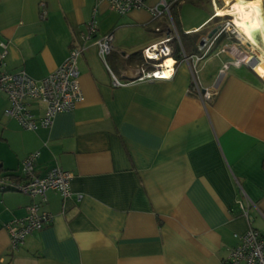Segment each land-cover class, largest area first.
I'll return each mask as SVG.
<instances>
[{
  "label": "crops",
  "instance_id": "obj_1",
  "mask_svg": "<svg viewBox=\"0 0 264 264\" xmlns=\"http://www.w3.org/2000/svg\"><path fill=\"white\" fill-rule=\"evenodd\" d=\"M230 1H184L176 17L179 31L191 35L197 48L224 18L214 16L217 8ZM252 1L264 25V0ZM159 3L146 0L149 7ZM93 19L97 35L84 42ZM169 30L166 16L153 20L147 10L120 16L107 1L0 0L5 72L41 80L74 46L85 47L79 61L85 100L57 115L50 128L24 130L5 117L10 103L0 94L3 169L21 174L22 162L37 152V175L56 164L74 174L72 198L48 192L43 210L53 223L17 250L4 226L26 217L39 200L0 193V264H221L250 228L264 238L261 69L235 66L251 52L224 43L203 60L213 56L214 64L201 61L195 69L182 59L171 80L136 81L139 64H130L131 56ZM108 33L115 35V51L106 59L110 70L95 44ZM215 87L217 96L204 104L198 88ZM31 107L43 114L42 104ZM239 201L253 204L249 219Z\"/></svg>",
  "mask_w": 264,
  "mask_h": 264
},
{
  "label": "built area",
  "instance_id": "obj_2",
  "mask_svg": "<svg viewBox=\"0 0 264 264\" xmlns=\"http://www.w3.org/2000/svg\"><path fill=\"white\" fill-rule=\"evenodd\" d=\"M98 1H107L110 9L120 16L129 15L137 10H147L153 20H158L162 16L169 18L170 30L168 34L160 41L150 44L141 51L143 63L137 67L136 81L171 80L175 76L179 64V61L174 57L173 43L174 41L180 43V38L170 13V6L181 4L185 0H160L159 4L152 7L147 6L146 0ZM216 15L217 12L214 16ZM231 21L229 20L223 27L217 26L213 36L203 37L198 43L196 54L188 57L183 52V60L188 63L191 62L193 68L196 69L197 65L209 56L220 35L224 32H231ZM97 31L98 27L93 19L88 24L87 33L81 36L82 40L84 42L92 40L96 37ZM114 42L115 35L113 33L103 35L95 41L99 56L108 69L106 59L115 51ZM84 50L85 47L74 46L61 66L45 78L35 80L24 71L9 73L3 70L8 55V45L6 42H0V94L6 95L10 103L4 111L5 117L16 120L24 130L36 132L40 129L50 128L57 115L77 109L85 100L79 69V61ZM168 61H171V64H167ZM233 64L238 67L246 65L238 60ZM228 68L229 65H226L221 73L223 74ZM114 85L116 87L121 85L115 77ZM198 91L203 103L206 105L212 103L218 94L217 87L211 90L198 88ZM32 102L44 106L41 116H37L32 110ZM39 156L40 154L36 152L25 158L22 162V179L18 182L13 180L9 173L0 172V188L2 190L6 188L7 191L18 192L33 200H39V202L34 201L28 206L26 217L14 219L4 226L9 234L12 250L21 247L27 237L34 232L42 231L53 223V215L43 210L48 192L56 191L64 200H69L73 196L71 182L74 179V174L65 171L56 164L45 175H37L36 162ZM81 200L82 196L79 195L78 201ZM237 206L242 215L249 219L248 208L253 204L245 205L239 201ZM3 262L4 260L0 258V263ZM221 264H264V238L257 230L250 228L244 236L240 237V243L231 250L228 257Z\"/></svg>",
  "mask_w": 264,
  "mask_h": 264
},
{
  "label": "bare ground",
  "instance_id": "obj_3",
  "mask_svg": "<svg viewBox=\"0 0 264 264\" xmlns=\"http://www.w3.org/2000/svg\"><path fill=\"white\" fill-rule=\"evenodd\" d=\"M216 12H217L216 17L222 18L225 16H229L230 18L233 17V19L236 18L237 25L236 24L235 25L239 26L240 24H243L246 30H247L246 23L253 21L254 28H255V31H254L255 37L258 39V43L260 44V47L262 48L261 49L262 53L257 51L256 55L259 57L255 59L253 58V60H251L250 63L253 69H256L259 67L258 70L261 69L260 73L264 76V71H263L264 69V25L262 22L260 6L255 1L231 0L230 2L227 3V8H217ZM247 18H249V21L247 20ZM231 33L236 34L239 37V39L242 41L241 34L244 33V31L242 32L241 30L240 31L237 30L234 24H232ZM245 60L246 59L238 60V61L244 62L246 65L251 67L249 64V61H245ZM167 64H171V61H168Z\"/></svg>",
  "mask_w": 264,
  "mask_h": 264
},
{
  "label": "rangeland",
  "instance_id": "obj_4",
  "mask_svg": "<svg viewBox=\"0 0 264 264\" xmlns=\"http://www.w3.org/2000/svg\"><path fill=\"white\" fill-rule=\"evenodd\" d=\"M249 1H252V0H249ZM249 16V15H248ZM247 16V17H248ZM232 20L231 21V23L232 24H234V26H235V28H237V30H241L242 32L244 31V33H242V41L239 39V37L236 35V34H234L233 35V33H231V32H227V33H223V34H221L220 35V37L216 40V42L214 43V46H213V48H212V50L213 49H215V48H217L218 46H220V45H222V44H224V43H227V44H237V46H240L241 48H242V50L244 51L245 49H246V47L250 50V54H247V53H245V56L247 57H242L243 59H246L245 61H249V64H250V66L252 67V65H251V63H250V61L251 60H253V58L255 59V58H258L259 56H257L256 55V52L258 51L259 52V50L261 49V47H260V44L258 43V39L255 37V33H254V31H255V28H254V23H253V21H250L249 23H246V27H247V30H249L250 31V33L251 34H253V35H250L249 33H248V31L246 30V28L243 26V25H241L240 27L239 26H236L235 25V23H236V18H230V17H224V18H222L220 21V23H219V26H225L226 25V23L229 21V20ZM247 20L249 21V18H247ZM253 23V24H252ZM201 35V34H200ZM200 35H198V37H200ZM235 36H237V37H235ZM254 36V37H253ZM240 41H239V40ZM160 41V40H159ZM158 42V41H157ZM251 47V48H250ZM144 49V48H143ZM142 49V50H143ZM213 57V56H212ZM212 57H210L209 59H206L205 61H203L201 64H203V63H207V64H214L215 62H216V58H213L211 61H210V59L212 58ZM250 58H252V59H250ZM207 61H209V62H207ZM201 64L199 65V66H201ZM253 68V67H252ZM219 73V72H218Z\"/></svg>",
  "mask_w": 264,
  "mask_h": 264
},
{
  "label": "trees",
  "instance_id": "obj_5",
  "mask_svg": "<svg viewBox=\"0 0 264 264\" xmlns=\"http://www.w3.org/2000/svg\"><path fill=\"white\" fill-rule=\"evenodd\" d=\"M187 1V0H185ZM180 6V3L179 4H173L170 6V13H171V16H172V19H173V22L176 26V29L179 33V38H180V43L178 41H174L173 43V49H174V57L178 60V61H181L183 59V52L187 55V56H190V55H193L195 54V51L197 52V48H196V45L193 41V38L191 37V35L189 34H186V33H181L179 31V28L177 26V23H176V17L178 15V7ZM194 51V53L192 52ZM129 63L131 64H141L143 63V58H142V54L141 52L140 53H136V54H133L131 56V60L129 61ZM0 172L1 173H9V175L11 176V178L15 181H20L22 179V176L21 174H17L16 172H13V171H7V170H4L3 167L0 165ZM4 192H12V191H7L6 188L5 189H1L0 188V193H4Z\"/></svg>",
  "mask_w": 264,
  "mask_h": 264
},
{
  "label": "water",
  "instance_id": "obj_6",
  "mask_svg": "<svg viewBox=\"0 0 264 264\" xmlns=\"http://www.w3.org/2000/svg\"><path fill=\"white\" fill-rule=\"evenodd\" d=\"M216 30H214L211 34H210V37L213 36V34L215 33Z\"/></svg>",
  "mask_w": 264,
  "mask_h": 264
}]
</instances>
